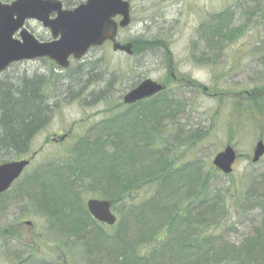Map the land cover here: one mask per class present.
<instances>
[{
	"label": "rangeland",
	"instance_id": "rangeland-1",
	"mask_svg": "<svg viewBox=\"0 0 264 264\" xmlns=\"http://www.w3.org/2000/svg\"><path fill=\"white\" fill-rule=\"evenodd\" d=\"M84 1L75 0L72 6L65 3L64 6L73 9ZM129 1L132 22L120 31L117 40L137 41L136 55L116 53L112 43L107 42L90 50L83 59L72 60L71 66L64 70L42 58L12 64L0 73V87L7 91L22 87L24 80L36 83L51 108L49 123L32 139L26 154L18 156L0 143V164L34 156L23 176L0 195V264H107V252L123 249L121 244L132 252L137 250L151 264H193L198 260V251L184 248L178 253L176 245L178 241L179 245H195L191 242L198 235L201 236L199 254L203 256L199 264H261L264 157L252 163V153L256 141L264 140V0ZM250 7L255 13L253 17L248 14ZM227 15L230 18L226 25L223 20ZM222 25L235 30L233 39H226L221 48L210 47L204 35L209 37L215 27ZM26 27L39 40L52 38L40 22L30 20ZM155 37L160 38V44L145 49L143 41ZM170 57L174 59L176 78H186L185 83L167 81ZM145 78L168 83L166 93L138 105L123 104L125 93ZM188 80L208 87L209 91L205 93L198 85L188 84ZM236 93L246 99L244 107L236 104L240 99ZM131 111L139 117L152 114L148 123L141 125L137 143L144 146V133L158 120L161 137L153 136V144L146 146L153 151L173 143V152L182 168L200 166L209 178L198 175L195 167V171L190 168L178 183L173 181L167 188L159 183L156 195L149 189L135 190L136 201L127 206H134L138 200H158L164 207L173 209L180 205L182 209L187 207L184 216L189 212L202 213L200 224L183 219L180 226L170 230L164 224L158 228L156 240L154 237L145 242L141 233L151 226L149 212L142 210L143 214L135 217L127 207V215L123 217L116 208L126 203L117 202L113 208L119 217L115 226H100L112 235L120 232L118 241L109 242L105 238L100 242L98 227L92 219L87 223V238L79 241L72 237L67 241L61 224L53 223L50 216L54 207L47 201L39 202L49 188L48 184L39 182L46 180L54 184L52 177L67 178L66 166L76 157V147L85 139L96 141L101 134L103 141L95 144L108 151L106 134L110 131L102 127L117 114L121 117ZM159 115L160 119L156 118ZM122 124L123 121L118 122L114 127L117 129ZM197 128L203 138L196 143L186 145L179 139ZM229 144L236 147L241 157L232 174L225 176L210 167L215 154ZM87 160L88 157L83 158L81 164L87 166ZM193 173L197 180H189ZM35 177L37 183L32 185ZM88 177L82 170L76 184H69L72 191L81 192V198L73 197L78 201L74 212L80 215L85 211L83 201L96 197L99 193L96 191L104 187L87 191ZM204 178L209 181L202 186ZM150 187H155V183ZM257 238L261 241L256 251L248 243L254 245Z\"/></svg>",
	"mask_w": 264,
	"mask_h": 264
},
{
	"label": "trees",
	"instance_id": "trees-1",
	"mask_svg": "<svg viewBox=\"0 0 264 264\" xmlns=\"http://www.w3.org/2000/svg\"><path fill=\"white\" fill-rule=\"evenodd\" d=\"M74 1L75 0H65V3L67 6H72ZM249 10L248 14L253 17L255 13L252 8ZM229 18V15L225 16L223 20L225 24L228 22ZM227 28V26L224 27L223 25L217 26L215 27V31L210 34L209 37L204 35L203 38L206 39V41H209L210 47L221 48L226 39H233L234 36L233 33L235 30H227ZM240 32L241 31H239V33ZM132 42L133 49L138 51L137 41ZM143 42V47L146 49L160 44L161 41L160 38L155 37L150 40L146 39ZM36 85L37 84L34 82L24 80L22 87L16 86L14 87L15 89L11 91H7L2 86L0 87V143L7 149L17 153L18 156L26 154L25 151L29 149L32 139L50 121L49 113L51 112V108H49L48 100L45 96L43 97L41 88ZM238 106L244 107L241 103ZM154 111H156V109ZM141 117H144V119ZM151 117L152 114H149L147 118L146 116L139 117L131 111L125 116L111 118L112 120L102 127L103 130L107 128L110 131V133L106 134V142L109 143V145H107L108 151L100 149L99 146L95 144V142L102 140L100 133L96 141L85 139V141H81V144L76 147V157L69 161L70 163L66 166L69 173L67 178L59 176L52 177L54 179V184L51 182L49 183V181L45 182L46 180L39 182L49 185L48 191L41 197L42 201L39 199V202L43 203V201H47L52 208L54 207V209L50 211V216L52 217L53 223L58 225L61 224L62 228L60 227V229L65 232L64 234L66 235L64 238H67V241L72 240V237H77L79 241L83 239L88 233L85 232L88 227L87 223L91 222V215L88 213L86 204L84 203L85 201H83L85 211H83L81 215L74 212V208L78 204V201H75L74 198L77 196L81 198V192L72 191V186L69 187V184L74 185L80 179L82 170L86 176H89L86 180L88 187L86 188L87 191L91 188L97 190L99 186L104 185L101 191H96L99 193L95 192V196L109 199L113 204V208L117 202L126 203L119 207V209L116 208L118 214L125 217L128 212V210H126L128 203L131 201L132 203H135L136 201V195L134 194L135 190L138 191L143 188V190L146 191V189H149L156 195L159 191L157 188L159 183L167 188L169 185H172L173 181L178 183L180 178L185 176L184 171H188L192 168L190 167L189 169H186V166L182 168V164L177 163L178 157L173 152V143L168 144L170 147L161 150V147H157L153 151L152 148L146 146L150 143L153 144V136H156V139L161 137L162 130L159 128L160 122L158 120L155 123L156 125L152 124L151 129L144 133V146L137 143L136 135H140L141 125L144 127L148 123V119H151ZM156 118L160 119V115ZM121 120L127 122L116 129L114 126L117 125L118 122H121ZM142 120H145V123ZM142 122L143 124H141ZM183 136L184 138L180 137L179 139L183 140L186 145L190 142L196 143L200 138H203L199 128L194 131H187ZM129 141H134L135 144L134 142L130 143ZM85 157H88V160L85 161L88 162L87 166L81 164V162H84L82 159ZM193 166L198 175L201 174L202 177L204 174L201 172V167L194 164ZM210 168L212 170L215 169L214 166ZM204 176L208 177L207 175ZM191 179H193V181L198 179L197 176H195V173H193V177H189V180ZM208 181L209 179L204 178L202 180V186ZM35 183H37L36 177L31 180L32 185ZM152 183H155V187H150V184ZM261 183V186H263L262 188L264 189V179ZM194 186L195 185H193V187ZM74 188H76V185ZM178 188H180V186H178ZM128 208L130 212L133 211L132 213H134L135 217L143 214L142 210L149 212V223L151 226L147 227V230H144V232L141 233L142 239L143 236H145V242H148L146 240L154 237L155 239L153 240H156L158 237L157 235H159L157 234L158 228L164 224H167L168 230L180 226L183 219L187 222L192 221L200 224V221L198 220L200 219V215H202V213L195 215L192 212H189L188 215L186 214L184 216L183 213L184 210L187 212V207L182 209L179 205V207L175 209L171 207L167 208L158 200H147L146 202L138 200L134 206L131 207L129 205ZM174 210L176 212H174ZM56 213L60 214L55 216ZM93 223L98 227L97 237L100 242L105 241V238L108 239L109 242L113 239L118 241L121 238L119 235L120 232L112 235L97 223ZM123 224L126 225L124 222ZM181 236L183 237V235ZM196 237L198 239L191 242L195 244L192 246H186L184 244L179 245L180 241H178L179 244L176 242L178 253H181L184 248L198 251V253H196V258L198 260L194 261L193 264H199L198 261L203 257L199 254L201 249V244H199L201 236L198 235ZM256 241V245L249 242L248 246L254 247V249L256 248L257 251L260 249L259 245L261 238H257ZM121 245L123 246V249L116 248L115 250L107 252V264H151L146 260V256H139L136 252L137 250L132 252L128 247L123 244ZM248 246L246 245L245 250L249 249ZM98 248L100 249V247ZM261 248L264 249V246L261 245ZM263 255L264 253L262 252V256ZM141 259L145 261L143 262Z\"/></svg>",
	"mask_w": 264,
	"mask_h": 264
},
{
	"label": "water",
	"instance_id": "water-1",
	"mask_svg": "<svg viewBox=\"0 0 264 264\" xmlns=\"http://www.w3.org/2000/svg\"><path fill=\"white\" fill-rule=\"evenodd\" d=\"M56 13L55 18H50ZM130 4L124 0H88L73 10L62 9L58 0H15L11 4L0 2V71L14 61L23 59L49 57L60 67H68L69 58L81 59L87 51L102 45L107 39L113 40L117 35V24L112 19L116 14L123 15L122 27L128 26ZM30 18L42 22L52 32L54 39L39 42L32 33L24 28ZM20 31L21 39H15ZM132 44L116 43L114 50L132 54ZM164 86L151 79H146L139 86L126 93L124 102L131 104L162 91ZM253 161L264 155V142L259 141ZM237 154L229 146L215 157L213 163L224 173L232 172V163ZM29 159L6 162L0 165V193L10 189L25 168ZM88 209L91 215L102 223L113 225L115 214L111 213V203L107 200L90 199Z\"/></svg>",
	"mask_w": 264,
	"mask_h": 264
},
{
	"label": "flooded vegetation",
	"instance_id": "flooded-vegetation-1",
	"mask_svg": "<svg viewBox=\"0 0 264 264\" xmlns=\"http://www.w3.org/2000/svg\"><path fill=\"white\" fill-rule=\"evenodd\" d=\"M116 18H117V21H118V22H120L121 19H122L120 16H117ZM238 156H239V155H238Z\"/></svg>",
	"mask_w": 264,
	"mask_h": 264
}]
</instances>
